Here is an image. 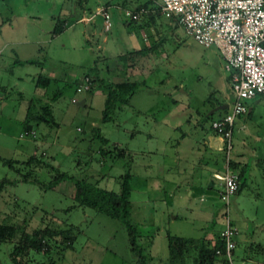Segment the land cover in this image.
Returning a JSON list of instances; mask_svg holds the SVG:
<instances>
[{
    "label": "rangeland",
    "instance_id": "1",
    "mask_svg": "<svg viewBox=\"0 0 264 264\" xmlns=\"http://www.w3.org/2000/svg\"><path fill=\"white\" fill-rule=\"evenodd\" d=\"M83 1L84 6L90 8L86 14L92 18L86 24L75 20L68 12L74 7L75 0H0V88L3 85L7 91L3 95L6 104L0 108V179L10 181L0 188V222H24L16 237L21 229L31 231L45 225L48 232H55L71 226V248L65 246L66 240H59L67 233L53 234L55 248L44 255L29 252L24 257L25 264L46 262L47 257L53 264H136L138 253L130 249L125 224L91 206L77 203L74 198V181H85L117 192L118 176L128 172L127 218L135 226V245L144 257L143 264H167V234L197 237L201 226L209 227L212 223L214 230L221 226L219 216L224 214V205L219 199L215 200L212 213H198L195 207L202 202L198 201L194 191L187 196L179 184L178 192L172 194L168 192L167 181L175 168L171 156L181 160L186 146L200 133L198 127L194 130L193 120L208 111L220 93L228 96L226 100L229 101L230 91L223 81L227 73L214 46L196 43L180 25L170 32L161 23L163 18L155 14L151 23L155 31L149 38L152 45L146 50L138 70L143 73L144 85L136 87L127 103L110 113V119L102 120L104 93L91 96L81 86L75 90L71 81L93 62L103 69L106 63H110L109 56L126 49L129 38L137 40L138 22L152 10L133 21L123 10H133L145 0ZM153 5L151 1L149 10ZM96 6L108 11L109 27L106 29L102 26V17L94 14ZM22 11L26 13L24 19L18 16ZM15 13L16 19L11 20ZM57 17L64 18V29L49 36L50 40L47 37L48 42L38 41L36 46L33 45L35 39L50 34ZM124 19L129 22L125 23ZM85 27L90 34L88 41L81 35ZM142 31L147 32L146 27H142ZM24 39L32 44L24 43L30 48L22 52ZM58 43H64L67 51L64 52ZM58 57H67L68 60L62 65L54 61ZM31 58L39 61L42 67L38 63H14L15 59ZM46 72L64 76L63 80L51 78L46 85L48 99L56 93L52 100V116L56 124H34L29 120L32 135L18 138V133L26 125L27 102L34 95V73L45 75ZM81 98H85L83 105L78 104ZM251 101L255 104L244 117L245 127L239 132L233 129L230 142L232 148L241 141L249 149L251 147L248 152L251 156L247 158L255 159L258 165L251 177L247 173L239 176V188L229 197L227 216L236 225L240 236L247 234L264 247V97L257 94ZM219 111H213L208 117L203 114L199 124L209 130L211 119ZM183 131L187 134L178 144ZM41 133H45L44 142L37 141L35 154L41 155L48 165H34L32 168L1 160L19 157L20 143L39 137ZM147 149L151 152H146ZM135 150L144 153L138 152L135 156ZM165 161L170 163L169 168L162 166ZM161 167L165 168L161 170ZM56 171L65 172L68 177L49 188L39 186ZM155 175L164 179L161 188H152L151 177ZM22 176L24 179L20 180ZM194 177H191L192 183H196ZM203 180H200L201 185ZM209 180L212 193L220 190L217 179L210 177L206 182ZM205 215L210 219L206 223L203 220ZM249 246L253 259H264V248ZM11 247V241L0 242V264H11L8 258ZM234 254L233 264H238L239 251ZM184 264H191V258H186Z\"/></svg>",
    "mask_w": 264,
    "mask_h": 264
},
{
    "label": "crops",
    "instance_id": "2",
    "mask_svg": "<svg viewBox=\"0 0 264 264\" xmlns=\"http://www.w3.org/2000/svg\"><path fill=\"white\" fill-rule=\"evenodd\" d=\"M73 8L68 10V12L70 14L73 11ZM96 9H98V6L95 7V10ZM130 10H128V11H130ZM124 11H127V9L123 10V12ZM11 12L12 11L10 10V14H11ZM85 15H87L85 13V10H81L79 17L85 16ZM156 15L161 16L163 18L161 23L170 32L172 30H174V27L176 25H179L178 22L172 17L166 18L163 15H161V13H159V12H157ZM18 16L21 19H24V17L26 16V13L24 11L19 12ZM154 16H155V14L150 15V14L145 13L140 18V20L142 19L140 22H138V25H139L138 30L140 29V32L137 35L135 34L136 35L135 37L137 38V40L135 38H129L127 47L124 51H118V52L114 53L112 56L108 57L107 60L112 64L111 67H110V63L109 64L106 63L103 66L104 68L102 69V67L97 66L94 62L92 64H88L86 66L95 65L97 67L98 76L103 78L104 80H107V78H109L110 80H114V81L127 79V80H132V81L137 82V87L143 86L145 79H144V76L142 75L143 73L141 71H140V73H138L139 72L138 70L140 68L139 64L142 63L141 61H143L144 55L147 52L146 50H148L152 45V42L149 40V38H150V34L155 31V29L153 28V26L151 24L153 22V20H155ZM16 17H17V13L13 14V18H11V20L16 19ZM91 19L88 20L89 22L88 21L84 22V21H80L78 18L79 22H81L83 24L90 23ZM136 20H133V21H136ZM128 22H129V19L128 20L126 19L125 23H128ZM142 27H146L147 32L142 31ZM87 30H88V28H87ZM90 31L92 32L93 30H90ZM51 35H55V34L50 33L48 36H47V34L46 35L44 34L43 39L42 38L41 39H35L34 40L35 43L33 45L36 46V43H38V41L48 42L47 37L50 40L49 36H51ZM81 35L85 38L86 41L89 40L90 34L86 32V27H85V29L81 30ZM27 42H30V41H27L25 39L22 41V43H23V47H21L22 52H25L30 48V46H26L24 44ZM30 44H32V42H30ZM58 44L61 47V49L64 50V52L67 51V48L65 47L64 43H58ZM67 60H68L67 57L54 58V61H57L58 63H60L62 65ZM107 60H106V62H107ZM221 60H222V58H221ZM41 67H42V65H41ZM222 68H223V61H222ZM35 74L36 73H34V75ZM45 75L48 76L50 79L51 78H53V79L55 78L56 80H59V79L63 80L64 79L63 75L58 74L57 76H55L52 72H46ZM80 76L81 75L77 76L76 78L79 79ZM226 77H227V75L224 76L223 81H224L225 88L229 91V85H228V81L226 80ZM220 82L221 81H219V84H221ZM46 89H47L46 86H44V87L34 86L33 97H36L37 101H49L50 99H48L45 95ZM215 89L217 90L218 88H215ZM103 93L104 92L100 88H97L95 91H93L91 93L92 95L89 93L88 94L93 96L95 94L101 95ZM4 94H7V91H6L5 86L2 85L0 88V96H1L0 108H3V106L6 104V101L3 98ZM255 95H257V94H255ZM255 95L250 97V98H247L244 101L246 109L242 114L239 115L240 117L238 116L239 118L237 117L238 119L236 118L234 120V123L232 126V131L234 129V131L239 132V130H241L245 127L244 117L246 116V114H248L252 111L251 109H252V106L255 104V102H252L251 100H252V98L255 97ZM258 95L264 97V94H258ZM227 97H225V95H222L220 93L219 98L211 106L214 107L216 105V102H218V101L227 104V102H228V100H226ZM52 100L53 99L50 100L51 111H52ZM205 100H206V98H205ZM79 101L81 102L80 105H83L85 102V98H81ZM28 102H27V104H28ZM258 102L259 101H257V103ZM35 107H36L35 104L31 106V108H33V109H35ZM209 110L203 112L205 117L209 116V114H210ZM203 114L202 113H200V115L198 114L196 119L193 120L194 125H195L194 130H196V128L198 127V129L200 130V133L196 136V138H194V141L192 143H190L188 146H186V149H185L186 151H185V153H183L181 155L182 156L181 160L180 159L176 160L174 155L171 156V161H173L172 164H175V168L173 169V171H174L173 175L170 176V179L167 182H169L168 192H171L172 194L173 193L175 194L176 192H178L179 184H181L183 186L182 191L184 194L186 193L187 196H191L193 194V191H194V195L198 196L197 197L198 201L202 202V203L197 204V207H195V210L198 213H201V212L202 213H204V212L212 213V210H214V205H215L214 202L216 199H218V191L219 190L216 191L215 193H212L210 191V188L212 187V182H211V180H209V182H206V181L210 177L217 179L214 176V174H220L223 172L224 166H225V161H224V153L222 151L223 141H222L221 137H219L218 135L213 133V131L211 130V127L209 128V130L208 129L206 130V129H204V127L201 124H199V121H200ZM217 115H219V114H217ZM174 127L177 128L178 124L175 123ZM232 131H231V133H232ZM43 132H45V129L43 130ZM134 132H136V130ZM19 133H21V132H19ZM19 133H18L17 137L22 138L24 135L19 136ZM186 134H187L186 131L181 132L182 136H180V138L178 140V144L181 142V140L184 138V136ZM44 135H45V133H41L39 135V137L32 138V140L26 139V140L22 141L19 145V148L21 149V153H20L19 157L14 158V159L21 161V160H24L30 154L36 153L35 152L36 148H38L37 141L40 144H42L44 142L43 141ZM250 149H251V147H250ZM250 149L245 145V143L243 141H241L240 143L237 142L236 145L233 146V148L231 145V150L229 153V165H230V168L234 172H236L237 177H238V174L240 176L242 174L247 173L248 177H251L254 174V168L258 165V163L255 159H248L247 158V156H249V158L251 156L248 154V152L251 151ZM138 152H140L139 154L144 153L143 150H135L134 155L137 156ZM146 152H151V150L147 149ZM41 153L43 154L44 152L42 151ZM179 158H180V156H179ZM162 163H163L162 166L164 165L166 168H169V167H167V166H170L169 162L165 161ZM147 166H149V164H147ZM164 168L161 167L160 169L163 170ZM193 175H195L194 182H196V183H192L193 181H192L191 177ZM155 176H152V177L150 176L152 178V188H154V189L161 188L163 186L164 179L161 176L160 177H158V175H155ZM150 177L148 178V180L150 179ZM202 179H204L203 180L204 184L201 185L200 180H202ZM238 180H239V177H238ZM218 183L220 185V181ZM203 186H205V187H203ZM238 188H239V184H238ZM238 188H237V190H238ZM174 216H172V217H174ZM219 217H220L219 221L221 222L220 227H218L216 230H214L212 223L209 227L206 225L201 226L198 228L199 235H197V237H204L207 240H209L210 244H213L214 236L218 234L219 230L222 228L223 223H224V214L220 213ZM203 220H204V223H206L210 219L208 217H206V215H205L203 217ZM232 225L235 227V233L233 235L234 246H233V250H232V257L235 255L234 251L237 250V251H239V259H240L238 264H245L246 262H252V261L255 262L254 264H264V259L263 260L262 259L261 260L253 259L252 254L250 253V251L252 249H250V246H249V244H251L253 249L254 248L255 249H263L264 247L262 246V244L260 242H254L247 234H243V236H240L239 230L237 229L236 225H234L233 223H232ZM193 237H196V236H193Z\"/></svg>",
    "mask_w": 264,
    "mask_h": 264
},
{
    "label": "built area",
    "instance_id": "3",
    "mask_svg": "<svg viewBox=\"0 0 264 264\" xmlns=\"http://www.w3.org/2000/svg\"><path fill=\"white\" fill-rule=\"evenodd\" d=\"M159 12L166 18H174L185 34L202 46L212 45L223 61L227 73L230 98L225 111L210 121V127L223 141L225 166L214 176L220 181L218 199L224 205V223L219 230L224 264H233L232 249L235 227L227 216L230 195L238 187V177L229 165L230 136L234 120L245 109V99L264 94V0H158ZM145 9L125 11L136 20ZM94 14L102 17L104 29L109 27V14L98 8ZM91 15L79 17L90 20ZM87 89V77H83L75 90ZM1 99V96H0ZM33 130H23L19 136L32 135Z\"/></svg>",
    "mask_w": 264,
    "mask_h": 264
},
{
    "label": "trees",
    "instance_id": "4",
    "mask_svg": "<svg viewBox=\"0 0 264 264\" xmlns=\"http://www.w3.org/2000/svg\"><path fill=\"white\" fill-rule=\"evenodd\" d=\"M151 1L154 2V5L149 10L148 6ZM105 4H108V2H106ZM139 8L145 9V12H149L152 10V13H150V15L159 12V5L155 0H145L135 6V8L130 12L138 11ZM81 10H85V13L87 14L90 12V8L84 6L83 0H75L74 8L71 12L75 20L79 18ZM145 12H142L141 14L143 15ZM64 26V18L57 17L54 19L50 33L57 34L64 28ZM14 63L40 64L39 61L33 58L24 60L15 59ZM82 76L87 77V93L91 94L97 88H100L104 92L103 107L101 109L102 120L110 119V113L115 108H119L122 104L127 103L128 98L137 87V82L132 80L122 79L114 81L110 80L109 78H107V80H104L103 78L98 76L97 67L95 65L84 67L80 78H74L71 81L75 87L81 82ZM34 80L36 86L44 87L48 84L50 78L41 73H37L34 76ZM226 80H228V77H226ZM55 96L56 93L52 94L49 99H54ZM33 98L29 99V102L26 106V111L24 114V121L26 122V125L23 127L24 130H32L31 125L28 124L29 120H32L34 124L38 122H44L46 124H56V122H54L53 120L50 100L37 101V99ZM208 99L209 95L206 100L208 101ZM36 103L37 106L35 107V109L31 108V106ZM222 103L223 102L219 101L216 102V104ZM223 111H225V108L220 109L219 114ZM213 133L215 132L213 131ZM99 151L102 152L103 150L100 148ZM1 160L9 164H11V162L21 163L32 168L34 167V165H48V163L44 161L41 155L39 156L35 153L30 154L21 161H18L16 159L3 158H1ZM66 177H68V175L65 172L56 171V173L46 183H41L39 186L42 188H49ZM129 177L130 174L128 172H124L123 174H120L118 176L117 181L119 189L117 192L98 188L95 185L89 184L85 181H74V198L79 204H86L88 206H91L97 211H102L103 213L111 217L118 218L121 222H123L127 228L130 249L138 253L136 264H143L144 257L140 254V250H138L135 245V226L132 225L127 218L129 204L127 197L130 191ZM23 179L24 176L20 177V180ZM8 182L10 181L6 178L0 179V188ZM23 224L24 222H21L20 224L0 222V242H12V247L8 252V258L11 264H25L26 262L24 257L28 255L29 252L41 253V255L48 253V251H50L52 247L55 248L56 246V241L53 238V234L61 235L63 232L67 233V235L61 236L59 240H66L65 246L67 248L72 247L73 234H71V226H69L66 230H56L55 232H48V229L45 225L34 227L31 231H22L21 229L20 233L16 237L18 228ZM69 231L71 233H69ZM166 239L167 264H184L186 262V258H191V264H224L222 254L215 253L216 249L222 250L223 247L218 234L214 236L213 244H210L209 240L204 237H182L167 234ZM47 259L48 260L46 262H40L39 264H53L51 258L47 257Z\"/></svg>",
    "mask_w": 264,
    "mask_h": 264
},
{
    "label": "water",
    "instance_id": "5",
    "mask_svg": "<svg viewBox=\"0 0 264 264\" xmlns=\"http://www.w3.org/2000/svg\"><path fill=\"white\" fill-rule=\"evenodd\" d=\"M78 104H81V102L79 101ZM226 103H222V104H216L214 107H212L210 110H209V113L215 111V110H220V109H223L226 107Z\"/></svg>",
    "mask_w": 264,
    "mask_h": 264
}]
</instances>
